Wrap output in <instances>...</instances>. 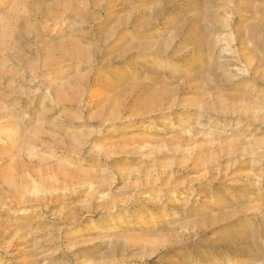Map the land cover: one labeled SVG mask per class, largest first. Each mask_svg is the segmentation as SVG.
Listing matches in <instances>:
<instances>
[{"label":"rangeland","instance_id":"obj_1","mask_svg":"<svg viewBox=\"0 0 264 264\" xmlns=\"http://www.w3.org/2000/svg\"><path fill=\"white\" fill-rule=\"evenodd\" d=\"M0 264H264V0H0Z\"/></svg>","mask_w":264,"mask_h":264},{"label":"bare ground","instance_id":"obj_2","mask_svg":"<svg viewBox=\"0 0 264 264\" xmlns=\"http://www.w3.org/2000/svg\"><path fill=\"white\" fill-rule=\"evenodd\" d=\"M4 143L3 139L0 138V145H2Z\"/></svg>","mask_w":264,"mask_h":264}]
</instances>
